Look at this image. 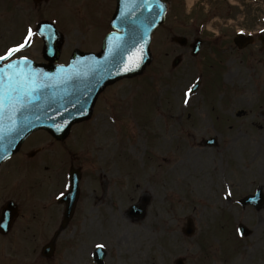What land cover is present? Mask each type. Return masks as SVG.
<instances>
[{
	"label": "rangeland",
	"instance_id": "rangeland-1",
	"mask_svg": "<svg viewBox=\"0 0 264 264\" xmlns=\"http://www.w3.org/2000/svg\"><path fill=\"white\" fill-rule=\"evenodd\" d=\"M220 1L208 0L207 13L199 6L204 3L201 0L190 15L186 0L183 4L177 0L166 27L155 34L152 66L142 77L122 81L106 91L95 117L82 133L84 137L89 136L86 132L93 133L94 141L89 136V140L73 144L77 148L76 161L85 160L84 150L94 156L86 154L82 207L77 229L73 230L76 238L70 241L76 245L66 247L61 264H95L92 255L101 245L107 253L105 264H175L178 258H184L185 264H264V207L241 208L235 200L223 197L226 185L238 194L252 191L255 186L264 190V94L260 101L263 89L251 87L250 71L235 60V55L218 54L224 58L223 64L222 57L208 50L211 40L227 41V32L232 35L234 31L222 26L230 14ZM71 6L70 16L60 17L64 22L59 28L65 32V52L99 46L111 29L116 0H71ZM213 12H217L220 22L213 23L211 30L219 36L208 30L210 22L202 21L203 15ZM232 13L235 18L237 12ZM247 14L249 28L255 19ZM172 35H185L189 41L201 37L206 58L191 59L186 49L172 43ZM179 50L185 61L173 69ZM199 77L204 103L197 96L189 108L185 105L190 101L183 93ZM222 77L225 86L242 94L232 98L226 109L230 111L224 106L232 95L224 96ZM237 107L256 111L247 112L244 120L259 121L263 128L258 126V134L251 132L249 139L242 141L239 154L229 155L225 138L232 136L230 128L237 124L226 112L236 113ZM190 109L193 111L189 116ZM212 122L224 137L220 138L219 149H198L197 141L214 135ZM222 125L224 129L219 131ZM128 136L131 138L126 140ZM259 147L262 153L256 158ZM91 162L97 169L91 171ZM1 181L9 184L10 178ZM3 197L0 191V202ZM146 199L149 203L144 217L132 219L129 206ZM188 218L196 224L192 238L182 233ZM241 222L252 230L251 237L242 239L247 240L246 244L234 230ZM24 255L31 262L35 260L31 252Z\"/></svg>",
	"mask_w": 264,
	"mask_h": 264
},
{
	"label": "flooded vegetation",
	"instance_id": "flooded-vegetation-1",
	"mask_svg": "<svg viewBox=\"0 0 264 264\" xmlns=\"http://www.w3.org/2000/svg\"><path fill=\"white\" fill-rule=\"evenodd\" d=\"M65 1L0 0V56H6L10 48L24 45L13 56L0 62L6 64L15 60L30 59L38 64H49L53 61L54 54H50L47 59L43 55V47L36 31L40 21H48L51 16L67 9ZM61 4H63L62 10L56 12ZM28 28L33 29V35L31 39L26 40ZM249 30V33L254 35V39L242 40L236 44L235 35L232 37L229 35V40L224 42L223 53H227V56L235 55V60L250 71L248 78L251 87L259 88L264 85V27L255 22ZM64 54L62 51L59 63L67 64L70 56ZM257 70H259L258 74H256ZM225 92L226 95L229 93L232 95L225 105L226 110L231 106L232 98L236 99L242 94L239 90L226 89ZM261 98L262 95L260 101ZM261 107H264V100ZM236 111L233 114L226 112L237 124V127L230 128V131H234L232 136L225 138V150L229 155L239 154L242 141L249 139L251 132L256 134V127L263 128V125L258 124L256 120L250 122V127L244 120L247 112L256 111L248 107H237ZM80 138L81 135H77L74 140ZM253 143L257 145V142ZM38 144L42 146L38 147ZM196 147L201 150L209 149L203 141H197ZM73 149L68 144V140L58 141L50 135L33 138L31 141L28 140L20 153L1 169L0 180L10 178V183L0 182V191L4 194L0 202V264H24V257H27L24 254L30 252L35 260L31 262L27 257L29 261L25 264H61L66 247H71V243L76 245V242L70 241L76 238V232L73 230L77 229L80 198L72 219L66 224L64 221L67 203L64 198L62 199L66 191L67 176L76 165L70 158ZM261 153L259 147L256 158ZM82 168L78 166L81 172H83ZM13 175L17 179L15 184L11 182ZM223 180L226 181V178L223 177ZM251 193L252 191L239 193L238 196L244 198ZM8 203L12 207L6 215H3ZM45 247L48 249L44 253Z\"/></svg>",
	"mask_w": 264,
	"mask_h": 264
},
{
	"label": "water",
	"instance_id": "water-1",
	"mask_svg": "<svg viewBox=\"0 0 264 264\" xmlns=\"http://www.w3.org/2000/svg\"><path fill=\"white\" fill-rule=\"evenodd\" d=\"M166 11L163 0H118L112 21L117 32L106 37L101 54L77 51L66 67L16 62L0 69L6 89L0 94V164L38 130L66 136L73 124L91 116L105 87L141 75L152 62V36L163 25ZM39 34L45 51L59 55L62 39L54 27L42 24Z\"/></svg>",
	"mask_w": 264,
	"mask_h": 264
},
{
	"label": "snow or ice",
	"instance_id": "snow-or-ice-1",
	"mask_svg": "<svg viewBox=\"0 0 264 264\" xmlns=\"http://www.w3.org/2000/svg\"><path fill=\"white\" fill-rule=\"evenodd\" d=\"M33 35V29L32 28H28L27 29V35H26V40L27 39H31V36ZM24 47L23 44L17 46V47H13V48H10L6 54V56H0V60H3V59H7L9 56H11L14 52H17L20 50V48ZM187 102V101H186ZM100 247H103V245H101Z\"/></svg>",
	"mask_w": 264,
	"mask_h": 264
}]
</instances>
